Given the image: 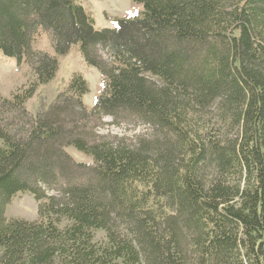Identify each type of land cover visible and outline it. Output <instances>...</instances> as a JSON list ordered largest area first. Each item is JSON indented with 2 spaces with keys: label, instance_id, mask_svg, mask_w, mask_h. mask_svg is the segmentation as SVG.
<instances>
[{
  "label": "trees",
  "instance_id": "obj_1",
  "mask_svg": "<svg viewBox=\"0 0 264 264\" xmlns=\"http://www.w3.org/2000/svg\"><path fill=\"white\" fill-rule=\"evenodd\" d=\"M131 1L95 30L72 0H0V54L32 72L0 96V264H264V0ZM74 44L102 77L92 109L75 74L31 115ZM104 117L151 132L93 137ZM18 194L37 221L5 218Z\"/></svg>",
  "mask_w": 264,
  "mask_h": 264
},
{
  "label": "rangeland",
  "instance_id": "obj_2",
  "mask_svg": "<svg viewBox=\"0 0 264 264\" xmlns=\"http://www.w3.org/2000/svg\"><path fill=\"white\" fill-rule=\"evenodd\" d=\"M72 2L92 18L95 30L114 29L115 20L134 17L142 10L140 5L134 4L131 0H72ZM31 48L33 51L54 54L50 38L45 33L34 37ZM58 62L59 67L55 78L47 85L39 87L35 95L25 104L26 111L33 116L41 106L47 108L57 95L66 89L71 77L75 74L80 75L87 84L88 94L82 98V101L88 110L92 109L103 90L101 74L85 63L78 44L71 45L68 53L58 58ZM31 79L32 72L26 64L18 65L14 59L0 54V96L2 98H10L12 93L26 87ZM91 132L93 137L104 140L113 141L122 138L135 143L137 138L149 135L151 128L144 124L118 123L111 117H104L101 121L92 123ZM66 152L76 163H92L89 157L76 152L73 148L66 149ZM43 189L47 195L55 193L52 189ZM4 216L7 220L37 221L39 219L37 203L28 194H18L5 207ZM101 236V233L97 234V238Z\"/></svg>",
  "mask_w": 264,
  "mask_h": 264
}]
</instances>
